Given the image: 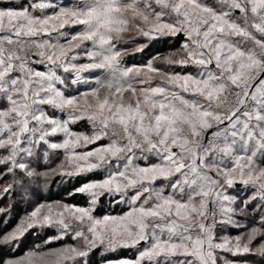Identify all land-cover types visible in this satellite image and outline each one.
Returning <instances> with one entry per match:
<instances>
[{"label": "snow or ice", "instance_id": "6c2138e0", "mask_svg": "<svg viewBox=\"0 0 264 264\" xmlns=\"http://www.w3.org/2000/svg\"><path fill=\"white\" fill-rule=\"evenodd\" d=\"M181 36L166 55L122 62ZM72 85L83 87L69 93ZM80 121L91 132L73 130ZM91 173L103 175L68 193L87 206L41 203L0 233V247L15 251L30 230H56L0 264H88L98 249L136 250L104 264H248L225 253L264 260V0L0 7V176L13 177L0 198L16 183ZM238 183L252 189L242 201L228 194ZM102 197L127 211L97 217ZM9 212L0 207V217Z\"/></svg>", "mask_w": 264, "mask_h": 264}, {"label": "rangeland", "instance_id": "374dc122", "mask_svg": "<svg viewBox=\"0 0 264 264\" xmlns=\"http://www.w3.org/2000/svg\"><path fill=\"white\" fill-rule=\"evenodd\" d=\"M16 2H19V0H16ZM60 2L66 3V2H69V0H60ZM71 2L75 3L76 0H71ZM8 3H9V0H0V7L7 6ZM81 27L82 26H79V25H76L74 27H66L65 29H63V31L66 33H74L78 31ZM178 39L180 40V42H178ZM182 39L183 37L181 36L178 38H160L158 40L151 41L150 43H148V46L144 49L143 52H138L135 54H127L123 56L122 62L126 65L145 64L148 59L156 56L157 54H160L161 56H163V55H166L178 49L180 47V43ZM141 42L143 43L145 41L141 38ZM162 43H166L165 44L166 49L163 48ZM133 44H134V40L129 39L128 42L123 46L129 47V51L131 53L134 51V48L132 47ZM157 66H160V65H157ZM85 75H88V74L86 73ZM70 79L71 77H69V80ZM78 87H83V86L72 85L70 88L67 89V91L69 93H74L75 89ZM57 115H59V113H57ZM72 128L73 130L78 131V132H91V128L89 127L86 121H80L78 124L72 125ZM54 139H61V138L56 137ZM89 147H94V145L89 146ZM57 155L59 156L60 159H63L62 153H59ZM53 159H54V164L52 166H55V164H58L60 162V159H56L55 156L53 157ZM39 170H46V169H39ZM96 175H98L99 177L98 179H100L102 178L103 174L102 173H91V174H88L86 177H77L72 182H76L77 180H80V179L81 180L89 179L92 176H96ZM12 182H13V177L10 174L0 176V188ZM68 183L69 182L62 183L56 177L50 178L46 184L43 182V180H33L31 182L25 181L24 183H16L12 191L9 194H7L6 196H3V198H0V207H4V208L10 207V212L8 213L7 217H0V222L2 224L1 230L4 232L9 231L12 227H14L17 224V222L26 213L31 212L37 205L41 203L57 202V201L66 202L64 199H61V198L67 197L66 195H64L63 190L67 187ZM251 191L252 189L238 183L233 188L228 189V194L234 197H237L238 201H242L243 199H245L247 196L251 194ZM18 202H21L20 205L23 206L24 208L22 214L19 216L18 214H16L14 210L15 209L14 205H16V203ZM101 206H102V203L100 200V202L96 206L94 215H96V211L99 208H101ZM105 207L107 208L106 214L115 215V214H121L122 212L127 211L126 210L127 208L125 205H113L109 202L108 199H107ZM115 207H117L119 212L114 214L113 211ZM96 216L102 217L98 215ZM244 220L247 222H250L251 214L246 216ZM13 222H16V223L13 224V226H11ZM237 231L238 230L233 229L228 233L220 232L218 233V235H225V234L236 235ZM55 234H56V230L54 228H45L43 230H40V229L30 230L29 233H26L25 236L21 239L15 251H12V252L17 253L19 250H21L24 247V252L18 255L17 257L22 256L26 253L27 250L31 249L34 245L42 244L44 240H46L50 236H54ZM61 243H72V241L65 240L62 242H56L54 244L49 245L48 247L55 248V247H58L59 244ZM94 252H99L101 256H105L102 254L101 250L99 249L95 250ZM121 254H125L124 257L134 258L136 256V250L135 249H120L116 253L107 254V257H110V256L118 257ZM224 255H226L229 259H234L238 261H247L248 264H264V260H262L259 256L247 255V256L233 257L231 256V254H227V253H225ZM119 258L121 257H118L117 259Z\"/></svg>", "mask_w": 264, "mask_h": 264}, {"label": "trees", "instance_id": "16d2710c", "mask_svg": "<svg viewBox=\"0 0 264 264\" xmlns=\"http://www.w3.org/2000/svg\"><path fill=\"white\" fill-rule=\"evenodd\" d=\"M180 39V38H179ZM178 39V42H180V40ZM163 44V48L166 49L165 47V44L166 43H162ZM98 175L96 176H92L91 178L89 179H98ZM87 179H84V180H77L76 182H69L67 184V187L63 190L64 191V195H66L67 197H64V198H61V199H64L67 203H70V204H76V205H79V206H87V201H88V198L86 196H83V195H80V194H77L75 196H72V197H69L68 196V193L74 188V187H78L81 183L83 182H86ZM106 202H107V199L105 198H102L101 199V203H102V206L101 208H99L97 211H96V215L98 216H103L107 213V208L105 207L106 205ZM21 202H18L16 203V205H14L15 207V212L16 214L21 215L24 208L23 206L20 205ZM123 211V210H121ZM120 211V212H121ZM119 210L117 209V207H115L113 213H118ZM16 221V220H15ZM16 222H13L11 224V226H13V224H15ZM1 222H0V233H3L4 231L1 230ZM24 252V247L19 250L17 253H13L12 251H10L7 247H0V257H7L9 255H14V256H18L20 254H22ZM125 254H121L120 256L118 257H124ZM117 256H110V257H107V256H101L99 252H94L90 255L89 259H88V264H103L105 259H111V260H115L118 258Z\"/></svg>", "mask_w": 264, "mask_h": 264}, {"label": "crops", "instance_id": "0c3cea01", "mask_svg": "<svg viewBox=\"0 0 264 264\" xmlns=\"http://www.w3.org/2000/svg\"><path fill=\"white\" fill-rule=\"evenodd\" d=\"M127 208V207H126ZM127 210V209H126Z\"/></svg>", "mask_w": 264, "mask_h": 264}]
</instances>
